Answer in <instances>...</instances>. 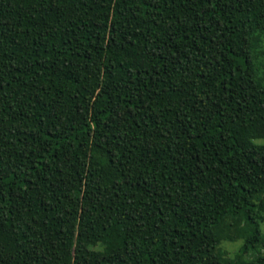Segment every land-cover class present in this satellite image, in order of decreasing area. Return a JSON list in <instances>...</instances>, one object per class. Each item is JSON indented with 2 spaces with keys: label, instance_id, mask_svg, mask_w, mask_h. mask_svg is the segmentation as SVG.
I'll use <instances>...</instances> for the list:
<instances>
[{
  "label": "trees",
  "instance_id": "obj_1",
  "mask_svg": "<svg viewBox=\"0 0 264 264\" xmlns=\"http://www.w3.org/2000/svg\"><path fill=\"white\" fill-rule=\"evenodd\" d=\"M263 45L264 0H0V264H264Z\"/></svg>",
  "mask_w": 264,
  "mask_h": 264
},
{
  "label": "rangeland",
  "instance_id": "obj_2",
  "mask_svg": "<svg viewBox=\"0 0 264 264\" xmlns=\"http://www.w3.org/2000/svg\"><path fill=\"white\" fill-rule=\"evenodd\" d=\"M262 50L264 52V45H263V49ZM258 64L261 65V67H258L259 71H260V75L264 76V59H260ZM257 143L264 145V140H259V141H257ZM260 223H261V228H262V231H263V234H264V220H261ZM242 244H243V241H239V242L225 241L223 243L222 247H223V250L225 252H227L231 256H234L236 254V252L239 251V249L242 246ZM260 253L262 255H264V243H263V245L261 247Z\"/></svg>",
  "mask_w": 264,
  "mask_h": 264
}]
</instances>
